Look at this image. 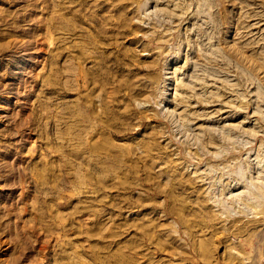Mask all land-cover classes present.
I'll return each instance as SVG.
<instances>
[{
  "label": "rangeland",
  "instance_id": "1",
  "mask_svg": "<svg viewBox=\"0 0 264 264\" xmlns=\"http://www.w3.org/2000/svg\"><path fill=\"white\" fill-rule=\"evenodd\" d=\"M0 264H264V0H0Z\"/></svg>",
  "mask_w": 264,
  "mask_h": 264
}]
</instances>
